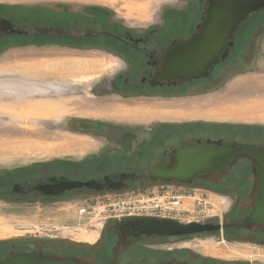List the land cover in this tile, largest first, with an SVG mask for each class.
Masks as SVG:
<instances>
[{"label":"flooded vegetation","instance_id":"obj_1","mask_svg":"<svg viewBox=\"0 0 264 264\" xmlns=\"http://www.w3.org/2000/svg\"><path fill=\"white\" fill-rule=\"evenodd\" d=\"M2 4L14 5V7L9 9L1 7L0 17L7 18L15 28H21L24 32L0 33V45L21 43L42 47L48 50L46 58L50 61L109 56L114 59L111 76L101 78L92 85H95L98 97L115 95L119 97L118 99H126L121 102L128 108L137 106L129 102L131 98L157 96L174 98L201 93L219 84L221 77L224 78L233 72H242L261 56L264 4L256 11H250L236 24L226 43V56L214 64L208 76L198 77L192 74L188 78H166L158 75L163 68L165 52L179 43L186 42L199 32V28L208 16L210 0H172L170 4L159 5L154 20L147 24L132 22L128 24L125 16L114 13L116 8L112 4L96 0H35L27 4ZM66 83V91L70 93L77 91L76 83ZM78 122L82 128H86L87 124L91 123L85 120ZM160 123L142 129L138 124H106L105 122L96 124L100 126L98 132L104 131L108 138L101 148L109 144L110 149L114 147L118 154L127 157L133 149L131 147L133 144H141L148 138L154 142L155 137L162 134L166 139V135L169 134L168 140L172 139L173 142L162 147L156 162L166 166L173 165L179 147L207 144L206 139H219L222 145L231 142L243 143L257 152H264V126L231 127L202 119ZM236 133L243 134L246 139H235L233 135ZM127 141L131 143L128 150L124 147ZM92 153L89 156L90 161L102 155L98 152ZM150 153L152 149L148 154ZM155 154L157 155L156 151ZM59 161L53 160L54 164L51 165L57 168L58 164H61ZM81 163L71 161L68 165L71 169H82ZM146 170L147 168L142 169L136 172L134 177L124 180L121 189L151 182ZM255 171V160L248 152L242 150L233 155L230 164L223 171H203L187 184L195 185L206 193L211 192L210 190L220 195L223 193L221 196L226 200V206L220 214L187 219L199 223L220 224L216 231H198L184 235H137L130 233L129 229H125L124 233L116 227L120 219L112 222L108 220L98 240L89 249L78 247L69 242L71 240L57 238L58 236L55 235H48L47 238L43 237L45 235L36 237V234L30 231L32 236L27 234V237L1 238L0 260L6 256L27 253L41 254L55 260L70 258L84 264H121L122 252L131 247L144 252L137 264H222L221 255L201 251L203 240L201 238L211 236L215 244H221L222 236L231 241H249L264 246V225L248 221L256 200ZM116 173L106 174L117 181ZM59 177L75 180L67 172L51 169L50 163L45 162L20 167L5 173L4 176L0 173V200L9 203L13 208L20 209L35 207L37 204L54 203L79 193L97 192L82 187L57 195L43 193L42 185L52 183L53 179ZM95 179L99 178L95 177ZM105 190L107 189L101 191ZM181 239L189 240L191 244L188 246L177 244ZM152 243L164 244L165 248L151 249ZM186 247L187 249H183Z\"/></svg>","mask_w":264,"mask_h":264},{"label":"rangeland","instance_id":"obj_2","mask_svg":"<svg viewBox=\"0 0 264 264\" xmlns=\"http://www.w3.org/2000/svg\"><path fill=\"white\" fill-rule=\"evenodd\" d=\"M32 1L35 0H0V2H20L26 4ZM96 1L112 4L116 8V12L114 13L125 16L127 21L126 23L128 24H130V22L133 24H147L152 22V20L155 18L154 15L158 10L159 5L172 3V0H167L163 1V3L156 4L151 19L146 22H142L134 16L148 17L152 14L151 7H144L147 4L146 0ZM135 1H138L137 8L135 10L129 11L133 15H128L125 9L122 7V4L123 2L134 3ZM119 11H122V13H119ZM1 44L3 45H0V68L2 71L5 70L4 72H6V70H10L9 67L12 68L15 65L17 66L32 63L36 64L37 62L41 61H49L54 65V63L57 62H64L62 64H65L66 62H80L86 60L95 64L92 72L98 74L96 76L92 73V76L95 75L96 77L93 76L92 80L88 83L84 82L81 88L77 87V91L70 93L69 91L63 90V96H55L53 95L54 89L47 88L49 92L48 94H44L43 97L28 96V103L25 101L24 103H15L14 99L30 94V92H26L27 89L22 85L13 86V89L18 90L19 93L13 90L8 91V98L11 99L8 102L2 103L1 101L3 97L0 94V105L4 104V107L0 106V173L2 176H4L5 173L12 172L20 167H27L32 164H39L42 162L50 163L51 169L62 170L67 172L71 178L81 181L95 179V177L100 178L106 173L140 172L141 168L145 169L155 165L157 162L158 152H160L163 146L173 142L172 139L168 140L170 139L169 134L166 135V139L164 138L165 135L163 134L156 136L154 142H152L153 140L151 138H148V140L141 144H133L131 146L133 149L130 150V155L127 157H122L120 154H118L114 147L110 149L109 147H111V145L109 144L106 146L103 145L101 148L102 144H104L105 139L107 138V134H105L104 131L98 132L100 127L97 126L98 124H102L103 122L106 124H138L139 128L142 129L143 127L151 126V124L154 123L157 124L164 122L166 120L162 119L168 118L154 112L147 114L143 111H139L137 108L139 111L137 113L144 116L145 118H140L139 116L130 119L125 117L121 110L127 112L136 109H125L124 107L121 108V105L125 104L123 102L126 101V99H118L119 97L117 98L115 95H110V97H98L95 92V85L92 84L98 82L101 78L111 76V71L114 66L110 65V69L107 67V69L102 70V73H99L102 68L101 64H97V61L102 62L104 59L103 57L106 55H98L92 58H69L61 59L60 61H50L48 60L49 58H46L48 50L45 48L32 47L29 45H23L21 43ZM247 67L244 68L242 72L245 74L248 73V76L252 75L250 74L252 71L251 68L247 69ZM4 72L1 77L16 76L14 70L7 71L9 73ZM109 72L111 73L109 74ZM61 73L65 74L64 78H67L69 81L75 74L74 70H70L69 67L67 70L62 68L61 70L56 71V74ZM17 74L18 76L25 77L33 76V73ZM241 77L244 76H241L240 71L236 73L233 72L230 75L225 76L223 81L219 84H216L214 87L201 93L194 94L193 96L190 95L191 97L188 95L186 96L190 102H193L191 100L192 97L201 99V96H208L207 94L216 96L219 89H221V95H223V93H225V91H223L224 88L229 87V85L234 83L235 80H240ZM67 79L62 80L68 81ZM51 81H48V83H52ZM225 81L228 83L223 85ZM22 82L27 81L25 80ZM92 87L94 88L90 90ZM1 88L8 89L10 86L5 80H0V89ZM79 95L80 100L77 102V97L75 96ZM181 98H183V96H175L174 98L159 96L150 98L138 97L131 98L129 102L135 103L137 105L145 104L146 106L152 107L159 105L162 102H166L165 100H167V103H177L182 100ZM200 116L205 118L204 114ZM169 119H172V117H169ZM79 120H85L91 123H88L86 128H82L79 126ZM221 124L229 125L231 127H238L257 125L258 123L255 124L248 122V124H235L221 121ZM258 125L264 126V123ZM233 137L237 140L246 139V136L241 133H236L233 135ZM130 144V141L124 143L126 150H128V146ZM151 149L152 153L148 154ZM155 151L157 152V155L155 154ZM92 152H98V154L102 153L103 156H96L94 160L90 161L89 156L90 154H93ZM53 160H60L61 164L59 163V166L56 168L54 165H51L52 163L54 164ZM71 161L82 162V169H71L68 165ZM147 184L148 183H145L139 186ZM192 186L197 187L195 185ZM128 188H134V186ZM210 191L211 192H207V194L210 200L213 201L216 206L212 212H216L215 210L217 207H219V209L221 207L222 210L226 206V200L221 196L223 193L220 195L218 192H213L212 190ZM89 194L90 192L79 193L54 203L37 204L35 207L20 209L13 208L9 203L0 200V239L4 237H27L28 235H31L29 231L31 227H36V229L39 230V226H50L48 225L49 223H55L56 225L62 226L70 224V226H74V224L77 222L75 207L76 205L80 204L82 200L87 198V195ZM218 213L220 214V212ZM183 218L196 219L201 218V216L198 211L195 210L190 214H186ZM102 230L103 228L101 229L100 234L102 233ZM80 231L82 233L78 231L75 232L73 229H69V233L65 234V232H63L59 234L62 237L58 236L57 238L71 240L69 242L73 243L74 245L83 249H89L96 243L97 240L94 242L93 238L84 235L85 233L83 229H80ZM51 232L54 233V231L50 230V233ZM32 234L36 233L32 232ZM35 236L38 237L39 235L36 234ZM43 237L47 238L46 236ZM201 239H203L202 241L200 240L201 251L204 253L221 255L222 264H252L254 262L264 263V246H260L255 242L231 241L221 236V244H215L211 236ZM177 244L188 246L191 244V241L181 239L177 241ZM151 247V249L163 250L165 245H157L152 243ZM183 249H187V247ZM143 255V251H138L130 247L122 252L121 264H137L139 258H141Z\"/></svg>","mask_w":264,"mask_h":264},{"label":"water","instance_id":"obj_3","mask_svg":"<svg viewBox=\"0 0 264 264\" xmlns=\"http://www.w3.org/2000/svg\"><path fill=\"white\" fill-rule=\"evenodd\" d=\"M208 16L202 23L199 32L184 43L168 49L163 57V68L158 77L188 78L195 74L206 77L211 73L213 66L227 54V40L230 38L236 24L250 11H256L264 0H210ZM21 28H15L7 18L0 17V33H23ZM225 78V77H224ZM221 77V82L224 79ZM207 144L183 145L176 150L173 165L155 164L148 167L147 177L151 182L164 181L188 184L193 177L203 171L221 172L230 164L233 155L245 150L256 164V200L252 206L249 222H258L264 225V152H257L243 143L231 142L221 144V140L206 139ZM136 172H118L117 181L112 180L109 174L99 179L70 180L65 177L53 179L52 183L42 185L45 194L57 195L70 189L86 187L101 191L120 190L124 180L132 178ZM118 220L112 219L110 222ZM121 220V221H120ZM116 224L124 232L129 229L132 234L156 235H184L198 231L213 232L219 229L217 223H199L197 221L181 222L176 219L156 216H133L121 218ZM125 233V232H124ZM0 264H84L70 258L51 259L41 254L30 255L18 253L6 256ZM252 264H264L254 262Z\"/></svg>","mask_w":264,"mask_h":264},{"label":"crops","instance_id":"obj_4","mask_svg":"<svg viewBox=\"0 0 264 264\" xmlns=\"http://www.w3.org/2000/svg\"><path fill=\"white\" fill-rule=\"evenodd\" d=\"M5 1V0H1ZM17 1V0H16ZM20 1V0H19ZM23 1V0H21ZM147 4L144 7H151L152 14L150 16H134L137 19L141 20L142 22H146L151 19V16L153 15V10L156 4L163 3V1L166 0H146ZM137 2L134 3H124L122 4V7L125 9L126 13L128 15H133L129 11L135 10L137 8ZM2 3H20V2H2ZM260 53L261 56L258 59H255L253 65H249L247 69L251 68L250 74L247 75L244 72H240L241 77L240 80H235L234 83L230 84L229 87L224 88L223 95H221V89L218 90V93L216 96L207 94L208 96H201V99L193 98L190 102L188 100L187 96H183L181 98L182 100L175 103H167L162 102L159 105L156 106H146L145 104L140 105L138 104L136 107H124L125 105H121V108L125 109H136V110H130L127 112H124L121 110L122 114L127 118H145L144 116L138 114L137 112L143 111L145 113H159L164 117L162 120L166 121H184V120H194V119H206L210 122H216V123H255V124H263L264 123V37L263 41L260 45ZM84 58V57H81ZM102 58V57H100ZM103 61H97V64H101V70L99 73H102V70L104 69H110V65H114V59L110 58L109 56L103 57ZM110 60H108V59ZM64 62H57L51 64L49 61H41L32 63V64H22V65H15L12 68H9L10 70H14L16 73V76H7V77H1L3 75L2 69L0 68V80H5L8 82L10 88H1L0 94L2 95V103L8 102V91L13 90L19 93L18 90H14L13 86L15 85H22L27 90L30 91V94H27V96L20 97L14 99L15 103H28V96L29 97H43L44 94H48L47 88H53L55 96H63V90L67 88L65 86L66 82L76 83V87L81 88L84 84V82H90L92 80V77H96L98 74L93 73V67L95 66L94 63H91V61H80V62H66L65 64H62ZM112 63V64H111ZM41 65V66H40ZM70 66V67H69ZM69 69L75 72L73 78L69 81L65 77V74H56V71L64 69ZM6 70L4 73H9ZM56 70V71H55ZM246 72V71H245ZM17 73L21 74H30L33 73L32 77H25V76H18ZM92 73L95 74L92 76ZM35 74V75H34ZM76 76V78H75ZM68 77V76H67ZM62 79H67L68 81H63ZM27 82H22V81ZM52 80V81H51ZM48 81L52 83H48ZM57 81V82H56ZM55 82V83H54ZM228 82H224L223 85L227 84ZM66 87V88H65ZM212 94V93H211ZM0 95V96H1ZM21 95V94H20ZM190 96V95H188ZM193 96V95H191ZM190 96V97H191ZM77 97V102L80 100V95L75 96ZM182 97V96H180ZM186 98V99H185ZM196 99V100H195ZM171 101V100H170ZM177 101V100H176ZM1 107H4V104L0 105ZM139 109V111L137 110ZM204 114L205 118L203 116H200ZM192 115V116H189ZM194 115V116H193ZM169 117H172V119H169ZM174 119V120H173ZM257 124V125H258ZM143 168H141L142 170Z\"/></svg>","mask_w":264,"mask_h":264},{"label":"built area","instance_id":"obj_5","mask_svg":"<svg viewBox=\"0 0 264 264\" xmlns=\"http://www.w3.org/2000/svg\"><path fill=\"white\" fill-rule=\"evenodd\" d=\"M87 196L75 207L77 222L74 226L49 223L50 226H39V230L31 227L29 231L38 235L62 237L59 234H67L69 229L80 233V229H83L84 235L95 242L104 224L112 219L156 216L187 221L189 218L183 217L195 210L201 218L213 217L221 212V207L212 212L215 203L201 188L177 182H149L134 188L97 191ZM50 230L54 233H50Z\"/></svg>","mask_w":264,"mask_h":264},{"label":"trees","instance_id":"obj_6","mask_svg":"<svg viewBox=\"0 0 264 264\" xmlns=\"http://www.w3.org/2000/svg\"><path fill=\"white\" fill-rule=\"evenodd\" d=\"M1 7L2 8H12V7H14V5H9V4H2V3H0V9H1Z\"/></svg>","mask_w":264,"mask_h":264},{"label":"bare ground","instance_id":"obj_7","mask_svg":"<svg viewBox=\"0 0 264 264\" xmlns=\"http://www.w3.org/2000/svg\"><path fill=\"white\" fill-rule=\"evenodd\" d=\"M10 68V67H9ZM27 92V91H26ZM28 92H30V91H28Z\"/></svg>","mask_w":264,"mask_h":264}]
</instances>
